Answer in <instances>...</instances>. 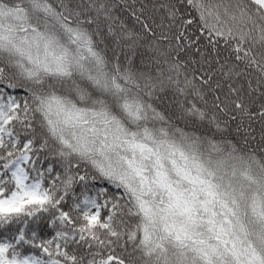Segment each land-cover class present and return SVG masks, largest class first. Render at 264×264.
<instances>
[{
  "label": "snow or ice",
  "instance_id": "1",
  "mask_svg": "<svg viewBox=\"0 0 264 264\" xmlns=\"http://www.w3.org/2000/svg\"><path fill=\"white\" fill-rule=\"evenodd\" d=\"M0 264H264V0H0Z\"/></svg>",
  "mask_w": 264,
  "mask_h": 264
}]
</instances>
